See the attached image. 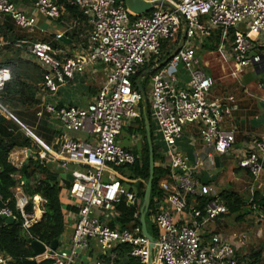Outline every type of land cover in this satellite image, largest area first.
<instances>
[{"label": "built area", "instance_id": "2783aa9c", "mask_svg": "<svg viewBox=\"0 0 264 264\" xmlns=\"http://www.w3.org/2000/svg\"><path fill=\"white\" fill-rule=\"evenodd\" d=\"M146 1L153 4L152 8L138 15L123 0H35L30 5L32 12L14 0H0V15L7 16L27 34L38 29L37 14L57 21L61 8L67 4L77 7L91 25L85 51L75 57L57 58L49 41H24L25 52L43 71V87L48 92H56L58 85L70 81L89 65L103 63L109 68L97 94L86 106H58L44 101L36 112L37 117H54L67 131L84 132L90 137L88 140L64 138L57 152L38 141L36 157L41 163H56L64 171L71 165L68 196L77 209L68 244L52 252H47L46 245L44 258L50 260L49 264H115L119 248L126 245L129 249L125 256L132 259V264H247L236 256L234 247L221 234L211 232L204 237L205 227L228 213V206L201 181L196 166L176 144L184 127L194 124L200 140L212 152L224 154L232 148L235 131L224 130L220 124L237 108L235 98L210 97L214 79L195 66L194 50L218 30L220 44L210 53L234 64L232 77L247 67L259 68L264 73V0ZM77 18L69 29L77 24ZM231 29L237 30L232 40ZM181 30H185L182 46L167 63L159 66L162 43H175ZM150 61L155 67L147 92L150 118L163 160L159 165L166 169L159 181L164 205L150 217L157 229L156 238L152 237L153 247L135 222L139 213H134V221L126 227L109 225L121 199L128 206L136 200L135 189H129L131 180L121 175L118 168L132 165L137 155L119 144V136L142 115L139 107L142 95L132 80ZM179 68L187 75L183 83L179 81ZM10 80V69L0 66V90ZM0 109L10 115L1 103ZM205 155V163L214 165L212 153ZM238 165L251 176L245 204L252 211H261L254 196L259 186L264 189V136L249 143ZM13 194L21 228L28 232L40 218L35 210H26L28 196L19 188ZM196 198L205 199L201 206ZM2 204L0 216L13 217L6 203ZM231 236L239 245H245V232H234ZM91 243L103 255L82 261L80 255ZM10 259L0 254V264Z\"/></svg>", "mask_w": 264, "mask_h": 264}, {"label": "crops", "instance_id": "0c3cea01", "mask_svg": "<svg viewBox=\"0 0 264 264\" xmlns=\"http://www.w3.org/2000/svg\"><path fill=\"white\" fill-rule=\"evenodd\" d=\"M14 2L25 8L29 7L30 12H32L30 4L25 3L26 0H14ZM5 18L6 17L0 15V24ZM74 19L70 11L63 6L60 10V19L57 21L49 20L37 14L38 29L34 34H27L14 25L21 39L14 41L12 44H9L8 41H4L0 32V64L6 62H9L11 65L22 63L23 69L26 71H28L30 65L31 67L32 65L33 67H37V71L32 72L30 76L27 74L21 75L20 81L24 83L20 86V92L14 95L11 102L3 103L0 101L4 109L10 113V115H8L0 109V115L6 114L14 119L19 124L20 131L31 139V148L15 147L9 153V161L22 171L27 169L29 158H36L40 143L51 148L54 152H57L64 138L80 140H88L90 138L89 135L84 132L65 130L60 123L50 115L37 117L34 114L41 109L44 101L53 102L58 106H86L97 94L106 78L109 68L103 63L89 65L83 72L77 73L70 81L58 85L56 92L50 93L43 87L42 69L34 62V59L25 52L24 41L40 40L49 41L56 52V57L59 59L83 54L91 25L88 23L87 19L77 18V24L69 29ZM60 34L62 35L58 38L57 36ZM61 38H63V40H61ZM5 45H10V48L7 49ZM198 49L201 52L195 55V66L202 69L207 75L212 76L214 79V84L210 89V97L232 95L235 98L237 108L233 110L229 118H225L220 124L221 128L224 130L234 129L235 143L227 153L217 155L204 146L198 136L196 125L188 124L184 127L182 137L176 144L177 149L189 158L191 164L196 166V173L201 178V181L215 193L218 195L221 193H232L235 197L246 200V197H249L248 191L251 186V176L246 169L238 165V161L244 156L252 140L264 136V84L263 76H260L263 71L259 68L247 67L238 76L230 77L225 73V68H223L226 66H223L218 59L215 58L213 62L202 57L203 54L210 53V51L201 50V48ZM28 63H30L29 66ZM254 73L257 77L253 80L250 76ZM178 75L181 83L186 81L187 75L183 69L178 71ZM149 85L150 81H148V89ZM11 111L22 112V116L26 122L21 123L11 114ZM23 126L29 129L33 136L26 132ZM124 130H126L127 135H130L129 131H127V127H125L123 131ZM35 133H38V136ZM38 141L40 143H38ZM134 146L135 144L132 146L125 145L123 147L131 149V147ZM207 152H211L214 159L215 157L218 158L217 163L215 162L214 165L205 163V154ZM24 165L25 167L23 168ZM44 165H47L51 171H56L59 174V183L63 186L60 200L64 208L66 224L65 231L61 236L62 240L59 241L57 246V248H62L69 242L72 225L76 218V212L72 211V209L75 208L74 202L68 196V185L63 184V177H61L63 174L69 173L71 165L66 171L60 170L56 163ZM14 178L18 180V183L12 190L15 191L16 188H19L23 193L21 188L23 183L21 175L16 173ZM62 192H64L65 195H63ZM255 193L264 197V189L260 186ZM32 201L33 210H35L37 216L41 218L44 200L40 196H34ZM1 203L0 200V207ZM189 203L192 205V202ZM162 205H164L163 201L161 202V207H163ZM234 213L236 214L233 220L230 218L231 213H226L211 225L205 227L204 237H207L211 232L221 234L234 247L236 256L242 259L244 256L261 250L264 246V213L261 211H252L245 203ZM241 231L245 232L247 235L246 243L242 246L231 236L232 233ZM263 251L264 250H262V252ZM102 255L103 253L98 246L95 243H91L80 255V259L85 261L101 257ZM43 259H45L44 255H41L36 258V262ZM132 263V259L126 256L118 257L115 261V264Z\"/></svg>", "mask_w": 264, "mask_h": 264}, {"label": "trees", "instance_id": "16d2710c", "mask_svg": "<svg viewBox=\"0 0 264 264\" xmlns=\"http://www.w3.org/2000/svg\"><path fill=\"white\" fill-rule=\"evenodd\" d=\"M35 0H26L25 3L32 4ZM72 14L74 18H82L78 8L71 5H65ZM0 32L3 36L4 41H8L12 44L14 41L21 39L16 32L13 22H11L8 17L3 20L0 24ZM237 33L236 29H231L229 32V39L232 40ZM179 38V35H178ZM178 40V39H177ZM177 42V41H176ZM220 44V37L218 30H215L210 37L205 38L200 43L201 50L214 51ZM172 44L164 42L161 45V54L159 61H162L167 57L174 48L170 46ZM8 49L10 45H5ZM171 47V48H170ZM30 63H28L29 66ZM0 66H6L10 68L11 80L5 84L2 90H0V101L11 102L16 93L20 92V86L24 83L20 81V77L23 74H30L37 71V67H28V71L23 69V64L19 63L16 65H11L9 62L1 63ZM153 66V62L145 63L137 75L133 78V86L137 87L136 80L139 78V85L143 88L146 93V87L143 83V77L150 76V69ZM146 73V74H145ZM148 85V82L146 81ZM138 88V87H137ZM140 110L142 109V101L140 102ZM1 111V110H0ZM11 114L17 118L21 123H25V119L22 116V112L11 111ZM142 114V112H141ZM36 115V113L34 114ZM147 118L150 122V132L153 136V124L150 118L149 104L147 105ZM127 131L130 133L141 132L143 136L142 145L139 147H132L130 150L137 155L135 162L132 165H126V169L129 171V178L132 181H140L138 189L136 190L132 185L130 190L135 189L137 204L128 206L125 199H121L119 203L116 204L114 218L109 225L113 227L115 224L119 225L121 228L126 227L132 221H134V213H139V206L142 203L145 185L149 175L148 168V145L145 137L144 129V119L143 116L139 119L134 120V125L127 127ZM38 136V133H35ZM154 146V177L152 181L151 194H150V204L148 212L145 216L146 228L149 235L156 238L157 229L154 228L152 223L148 222L151 215L159 210L161 205L162 193L159 188V181L164 175L166 169L160 166L162 157L157 150L155 144ZM15 147H28L31 148V139L26 137L22 131H20L19 124L9 117L8 115H0V198L2 203L11 209L13 217H3L0 216V253L9 256L11 259L7 261L6 264H23L25 259L33 258L34 254L29 247V239L38 240L46 245H49L53 240L61 237L65 231V214L64 208L60 200V194L63 186L59 183V174L56 171H51L47 165L38 160L29 158L28 167L25 171L17 168L9 161V153ZM19 173L22 180V191L30 198L29 204L26 207L28 212L33 211V201L34 196H40L43 200V213L41 218L32 224L25 232L21 228L19 214L14 206V194L13 188L17 185L18 180L14 178V175ZM123 181V180H122ZM20 182V181H19ZM124 182V181H123ZM131 183H128L130 185ZM220 196L225 200L228 206V213L237 212L240 206L246 202L239 197H235L234 194H224L221 193ZM200 206L204 202V198H196ZM254 200L260 205L262 213H264V197L255 194ZM192 202V199H189ZM73 212L77 209L73 208ZM137 224H140L139 218L135 219ZM129 249L128 246L123 245V248H119V257L125 256V253ZM247 264H264V255H262V249L253 252L248 256L242 257ZM49 259H43L36 262L35 264H49Z\"/></svg>", "mask_w": 264, "mask_h": 264}, {"label": "water", "instance_id": "95a60500", "mask_svg": "<svg viewBox=\"0 0 264 264\" xmlns=\"http://www.w3.org/2000/svg\"><path fill=\"white\" fill-rule=\"evenodd\" d=\"M125 6L132 12L138 15L146 14L148 11L152 8L153 4L147 2L146 0H123ZM158 5L166 6V3H156ZM185 38V30L182 32V36L179 39L178 44L176 47L173 49V51L165 57L160 63L159 66H162L163 64L167 63L172 56L180 49V47L183 44ZM63 40V38H61ZM155 67H152L150 69V72L154 71ZM146 74V73H145ZM137 87L139 92L142 95V116L144 119V129H145V137H146V142L148 145V168H149V175L148 179L145 185L144 189V195L142 199V203L139 206V222H140V227H141V233L142 235L146 236L150 241L151 245L150 247H153V239L147 232L146 228V221H145V216L146 213L148 212L149 204H150V194H151V187H152V181L154 177V146H153V141H152V136L150 132V122L149 119L147 118V105H148V100L146 97V93L143 90V88L138 84L139 80L136 81ZM214 161L217 163L218 158L215 157ZM25 165L23 166V168ZM22 168V169H23ZM61 177H63V184L64 185H69L70 181L72 180V175L71 173H66L63 174ZM137 204V199L135 200L134 205ZM1 206L3 204L1 203ZM62 240V237H59L55 240H53L49 245H48V251L44 243L35 240V239H29V247L33 251L34 257L35 258H29L25 259L23 261V264H35L36 263V258L44 255V253L47 252H52L53 250L57 249L59 241ZM154 264V263H151Z\"/></svg>", "mask_w": 264, "mask_h": 264}, {"label": "rangeland", "instance_id": "374dc122", "mask_svg": "<svg viewBox=\"0 0 264 264\" xmlns=\"http://www.w3.org/2000/svg\"><path fill=\"white\" fill-rule=\"evenodd\" d=\"M184 25H183V23H182V26H181V29L183 30V27ZM182 30H181V33L179 34V38H178V40H177V42H175V43H173L172 45H170V46H172V48H175L176 47V45L178 44V42H179V39L181 38V36H182ZM18 34V33H17ZM19 35V34H18ZM19 37H20V35H19ZM171 48V47H170ZM194 52H195V55H196V53H200L201 51L199 50V49H197V48H195V50H194ZM217 56L218 55H213V54H209V53H205V55L203 54L202 55V57L204 58H206L208 61H213L215 58L217 59ZM215 61V60H214ZM213 61V62H214ZM179 70H182L181 68H179ZM264 75V73H261L260 74V76H263ZM241 77V76H240ZM253 80L254 79H256V74L254 73L253 75H251L250 76ZM143 83H144V86L146 87V97H147V100H148V103H149V96H148V94H147V91H148V86H147V84H146V81L148 82V81H150V76L148 75V76H145L144 75V77H143ZM130 125H134V121H132L131 122V124ZM153 129H154V132H153V136H154V140H153V144H155V146L157 147V150H158V145H157V143H156V134H157V132H156V129H155V126H154V124H153ZM36 132V131H35ZM130 133V132H129ZM131 136V137H130ZM142 142H143V136H142V133L141 132H135V133H130V135H127V132H126V130H124L123 132H122V134L119 136V144L121 145V146H125V145H129V146H132V145H136V147H139V146H141L142 145ZM132 148V147H131ZM158 152H159V150H158ZM118 170H119V172L121 173V175H123V176H125L126 178H129V171L126 169V167H120V168H118ZM213 171V170H212ZM205 173V172H204ZM206 175V174H205ZM205 175H204V177H205ZM106 176V173L104 174V177ZM139 183H140V181H138V180H136V181H134V182H132L130 185H132L136 190L138 189V186H139ZM63 193V195H65V193L64 192H62ZM246 199H248L247 197H246ZM235 214L236 213H231L230 214V218H231V220H233V218H234V216H235ZM148 222L149 223H151V219H149L148 218ZM212 224V223H211ZM211 224H209V225H211ZM262 250H264V246L261 248ZM262 255H264V251L262 252Z\"/></svg>", "mask_w": 264, "mask_h": 264}, {"label": "bare ground", "instance_id": "6f19581e", "mask_svg": "<svg viewBox=\"0 0 264 264\" xmlns=\"http://www.w3.org/2000/svg\"><path fill=\"white\" fill-rule=\"evenodd\" d=\"M209 54L216 55L215 53H209ZM217 59H218V61H220L222 63L223 66H226V67H223V68H225V73L227 75H229L230 77H232L231 73H233V70H234V67H235L234 64L233 63H229V62L228 63L224 62L219 56H217Z\"/></svg>", "mask_w": 264, "mask_h": 264}]
</instances>
